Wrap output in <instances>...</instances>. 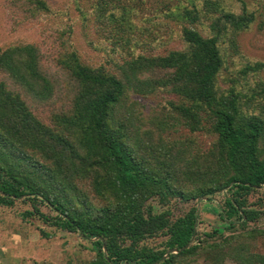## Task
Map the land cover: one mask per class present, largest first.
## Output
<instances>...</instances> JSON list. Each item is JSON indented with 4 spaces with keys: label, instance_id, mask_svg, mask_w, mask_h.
<instances>
[{
    "label": "trees",
    "instance_id": "trees-1",
    "mask_svg": "<svg viewBox=\"0 0 264 264\" xmlns=\"http://www.w3.org/2000/svg\"><path fill=\"white\" fill-rule=\"evenodd\" d=\"M177 1L160 13L181 27L186 49L131 56L116 73L81 62L65 42L72 25L57 35L62 47L52 59L55 73L38 44L0 47V208L29 205L21 213L24 223L36 219L95 240L92 264H199L201 256L211 264H264L250 246L264 231L247 230L264 216L262 199L250 203L264 187V89L238 90L252 88L248 75L264 63L245 58L229 89L219 81L226 49L238 54L236 37L257 12L245 0ZM148 3L69 0L60 12L46 0L11 1L25 21L74 12L89 29L117 38V55L138 23L148 21ZM157 19L156 29L167 30ZM161 89L181 101L146 119L131 106L133 93ZM181 130L183 137L170 139ZM224 192L226 219L241 224L232 223L234 233L219 241L210 239L218 232L198 237L195 207L177 219L170 208H145L151 199L167 207L174 199ZM159 238L158 245L148 244ZM194 239L199 243L190 246Z\"/></svg>",
    "mask_w": 264,
    "mask_h": 264
},
{
    "label": "rangeland",
    "instance_id": "rangeland-1",
    "mask_svg": "<svg viewBox=\"0 0 264 264\" xmlns=\"http://www.w3.org/2000/svg\"><path fill=\"white\" fill-rule=\"evenodd\" d=\"M11 1L0 0V47L6 49L15 45H40L47 57L45 66L49 69V72L52 69L54 73L56 72L55 68L51 66L52 59L60 52L62 47L57 35L59 31L65 29L68 25H72V33L67 36L65 42L67 46L71 47V50L77 53L81 62L93 69L102 68L111 73L118 72L119 67L126 61L131 60L133 56L140 54L149 57L158 56L166 54V51L168 53L170 50L183 51L186 49V43L180 34L181 27L174 21L168 22L164 15L160 13L162 8L164 10L167 6H175L177 0H148L151 12L148 21L144 19L138 23V30L131 36L128 46L123 45L116 49L120 52L119 55L112 51L117 38H109L101 32L89 29L86 24L81 23V18L77 20L74 12L69 15L60 14L57 17L25 21L18 13V9L12 6ZM46 1L55 11L60 12L65 11L69 4V0ZM245 2L251 5L254 3L251 8L256 10L257 17L249 29L240 32L236 37L238 54H231L232 52H229L228 48L224 53L226 67L219 77L224 90L230 88L231 80L235 78L236 72H240L238 70L239 66L242 65L241 62L247 61L245 58L264 63V0H245ZM158 16L167 25V30L163 32L155 27L158 24ZM227 46H230V44H223V47ZM248 78L252 88L240 85L238 90L250 94L261 93V89H264V69L251 75L249 73ZM63 92L64 90L58 94L60 98ZM134 94L131 95V106L141 113V116L145 119L153 111L167 107L170 102L181 101L179 97L167 89L158 90L148 96H136ZM60 104L58 102V106ZM172 134L173 136L169 138L174 140L183 137L185 132L181 130L180 134L176 131ZM198 135L201 142L208 145V139L203 134ZM168 141L170 142L169 139ZM258 191L259 193L253 194L250 203L253 204L262 199V209L264 210V187L258 189ZM228 196L229 194L224 192L210 198L190 202L174 199L167 207H163L157 200L151 199L145 204V208L153 206L154 211L157 213L170 208L173 218L177 219L195 207L198 210L196 223L198 237L207 240L206 234L212 235L213 232H218L215 238L210 239L219 241L222 235L227 237L234 233L235 230H230L232 223L241 224L238 218L227 220L225 217L224 201ZM27 209H31V207L20 202L12 209L0 208V264H92L96 258L95 240H87L79 234L49 227L36 219L33 221L34 225L26 224L21 219V213ZM44 211L52 215L47 209ZM40 229H44L46 233L50 234V237L45 238L41 235ZM250 229L264 231V216L258 224L249 225L247 230ZM161 240L163 239L152 240L148 244L156 246ZM195 240L192 241L190 246L199 243L198 240ZM250 246L255 253L264 255V237L259 236L258 240L252 241ZM198 263L211 264L203 256L199 257ZM223 264L238 263L228 259Z\"/></svg>",
    "mask_w": 264,
    "mask_h": 264
},
{
    "label": "water",
    "instance_id": "water-1",
    "mask_svg": "<svg viewBox=\"0 0 264 264\" xmlns=\"http://www.w3.org/2000/svg\"><path fill=\"white\" fill-rule=\"evenodd\" d=\"M191 243H192V242H191ZM191 243H190V244H191ZM188 247H189V246H188ZM188 247H187V248H188ZM174 253L176 254V252H175V251H174ZM167 256H168V255H167ZM167 256H166V258H167Z\"/></svg>",
    "mask_w": 264,
    "mask_h": 264
}]
</instances>
